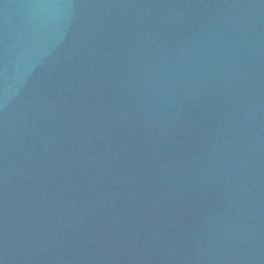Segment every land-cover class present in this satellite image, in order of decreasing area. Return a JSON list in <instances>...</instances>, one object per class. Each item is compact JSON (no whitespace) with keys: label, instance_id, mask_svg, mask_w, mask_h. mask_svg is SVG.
<instances>
[{"label":"water","instance_id":"1","mask_svg":"<svg viewBox=\"0 0 264 264\" xmlns=\"http://www.w3.org/2000/svg\"><path fill=\"white\" fill-rule=\"evenodd\" d=\"M0 264H264V0H0Z\"/></svg>","mask_w":264,"mask_h":264}]
</instances>
